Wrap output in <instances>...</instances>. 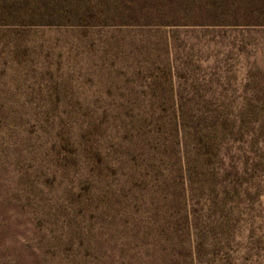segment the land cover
Returning <instances> with one entry per match:
<instances>
[{"label": "rangeland", "instance_id": "374dc122", "mask_svg": "<svg viewBox=\"0 0 264 264\" xmlns=\"http://www.w3.org/2000/svg\"><path fill=\"white\" fill-rule=\"evenodd\" d=\"M1 1L0 264H264V24Z\"/></svg>", "mask_w": 264, "mask_h": 264}, {"label": "trees", "instance_id": "16d2710c", "mask_svg": "<svg viewBox=\"0 0 264 264\" xmlns=\"http://www.w3.org/2000/svg\"><path fill=\"white\" fill-rule=\"evenodd\" d=\"M7 2L3 0L1 4L6 5ZM97 2H101L100 10L103 13L116 14L122 20L143 21L140 22L143 24L146 21L148 24L170 25H184L188 22L264 24V0H89L86 8L92 9ZM27 3L29 2L14 0L8 7L15 8L20 4L23 8ZM56 9L65 10L68 14L79 10L69 6ZM32 16L36 15L32 14L31 18Z\"/></svg>", "mask_w": 264, "mask_h": 264}]
</instances>
